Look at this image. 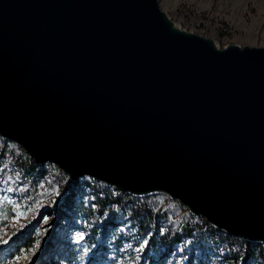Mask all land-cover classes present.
<instances>
[{"label": "water", "instance_id": "95a60500", "mask_svg": "<svg viewBox=\"0 0 264 264\" xmlns=\"http://www.w3.org/2000/svg\"><path fill=\"white\" fill-rule=\"evenodd\" d=\"M0 136L264 245V47L221 48L158 0H0Z\"/></svg>", "mask_w": 264, "mask_h": 264}, {"label": "rangeland", "instance_id": "374dc122", "mask_svg": "<svg viewBox=\"0 0 264 264\" xmlns=\"http://www.w3.org/2000/svg\"><path fill=\"white\" fill-rule=\"evenodd\" d=\"M158 1L160 8L182 29L213 38L221 48L227 44L264 47V0ZM28 159L30 157L20 146L0 136V240L8 241L0 242V264L29 263L48 235L51 245L58 249L62 248L63 244H81L83 250L90 254L95 249L100 253L104 251L101 264H132V256L141 257L142 246L147 237H139L136 234V227L128 219V215L110 204L107 208L111 206V214L103 213L101 216L97 212L93 188L98 186L100 192L102 191L101 195L106 192L116 196L120 194L119 190L88 177L78 179L66 190L68 177L56 165H40L43 173L34 176L29 173L26 165L30 164ZM146 198L133 199H145L150 206L163 208L168 219L161 222L162 230L177 229L183 220L199 221V217L189 215L184 207L168 197L154 195ZM56 201H59L60 205L55 209L53 204ZM133 203L134 200L130 199L126 208L133 207ZM77 204L83 206L81 219H78L80 213ZM6 209H10L8 218L3 217ZM85 212L91 213L92 219L83 215ZM19 213H23V216L17 222ZM110 217L114 223H111L113 226L108 227L106 232L95 227L98 222L93 218L99 219L101 223ZM24 230V239H16ZM81 233L84 238L78 241L77 236ZM196 240H199L195 243L196 246L190 248L191 240L186 239L184 245L188 246L189 251L183 252V244L179 245L177 253H171L166 259L168 264H186L189 255L194 256L195 263L199 260L202 264H233L222 258L233 245L222 235L203 229ZM29 243L32 244L29 247L24 245L19 247L17 252L16 248L12 251L17 244ZM10 252L11 256L5 255ZM4 256L6 258H3ZM17 256L21 257L19 261L16 260ZM235 264H242L241 260ZM246 264L264 262L252 258Z\"/></svg>", "mask_w": 264, "mask_h": 264}, {"label": "trees", "instance_id": "16d2710c", "mask_svg": "<svg viewBox=\"0 0 264 264\" xmlns=\"http://www.w3.org/2000/svg\"><path fill=\"white\" fill-rule=\"evenodd\" d=\"M28 161L30 162V164L26 163V165L29 169L30 174H33L35 176L36 174L43 173V169L40 167V165L36 164L31 158L28 159ZM92 180L98 182L94 179ZM74 184V182L68 179L66 182V190H68L69 187ZM93 192L95 193V203L98 207L97 212L101 216L103 215V213H108V215L112 213L111 206L110 208H107L108 204L115 205V207L120 209L122 213H126L128 215V219H130L132 221V224L136 227V234L138 236L140 235L147 237V241L142 246L141 257L136 258V256H132V264H168L166 259L171 253H177V247L179 245L183 244V252L189 251L187 248L188 246L184 245L186 239L191 240L190 248H194L196 246L195 243L199 241L196 240L197 235L200 234L203 229H207V231L212 234H220L226 240H228L230 244H233L231 250L225 252L224 255H222V258L229 263L235 264L239 260H241L242 264H246L252 258L259 259L260 261L264 262V245L248 243L231 235L218 231L205 223L204 220L200 217L199 221H192L189 219L183 220L181 224H179L177 229L162 230L160 228L162 224L161 222L168 219V215L165 214L163 208H156L147 204L145 200L147 198L135 200L136 198L133 199L134 197L121 192L116 196L108 194L106 192L101 195L102 191L100 192V188L98 186H95L93 188ZM63 198H65V196ZM130 199L134 200L135 205L133 207L126 208V204L129 203ZM53 205H55L56 209L60 205V202L56 201ZM76 206L78 207L80 213L78 219H81V210H83V208L81 207L83 206H80V204H77ZM110 209L111 212H109ZM9 214L10 209H6L3 217L8 218ZM83 215L89 218L91 217L92 219L91 213L85 212V214ZM191 216L189 217H197ZM93 219L98 222L95 227L101 228L102 232H106L108 227L113 226L111 223H114V220H112L111 217L104 219L103 221H101V223L99 219ZM90 231L91 230H89V232ZM92 235L95 236L96 234ZM23 236H25V230L21 231L19 235L16 236V239L22 238ZM24 245L29 247L32 244H17L16 247H13L12 251H14L16 248L17 252L19 247H22ZM87 245L90 246L92 244ZM9 247L11 246L9 245ZM192 252L190 253L191 255ZM103 253L104 251H102V253H100L99 251L97 252V249H95L91 254L89 252H85L81 244H75L73 246L63 244L62 248L58 249L51 245L50 235H48L46 238H44L41 248L36 256H34L32 260L27 264H101V255ZM11 254L12 252L5 255L11 256ZM193 257V255L191 257L189 255V259L186 264H202V262L199 260L195 263ZM3 258H6V256H4Z\"/></svg>", "mask_w": 264, "mask_h": 264}, {"label": "snow or ice", "instance_id": "6c2138e0", "mask_svg": "<svg viewBox=\"0 0 264 264\" xmlns=\"http://www.w3.org/2000/svg\"><path fill=\"white\" fill-rule=\"evenodd\" d=\"M22 216H23V213H19V214L17 215V217H16V221L18 222L19 219H20ZM83 238H84V237H83V234H82V233L79 234V235L77 236V240H78V241H79V240H82ZM0 242L7 243L8 241H7V240H0ZM36 246H37V247L39 246V241H37ZM30 251H31V250H30ZM24 258L26 259L27 257L25 256ZM20 259H21L20 256H17V257H16V260H17V261H19Z\"/></svg>", "mask_w": 264, "mask_h": 264}, {"label": "bare ground", "instance_id": "6f19581e", "mask_svg": "<svg viewBox=\"0 0 264 264\" xmlns=\"http://www.w3.org/2000/svg\"><path fill=\"white\" fill-rule=\"evenodd\" d=\"M29 156V155H28ZM30 157V156H29ZM31 158V157H30ZM32 159V158H31ZM33 160V159H32ZM34 161V160H33ZM35 162V161H34ZM37 164V163H36ZM45 164H47V163H45ZM38 165H40V164H38ZM44 165V164H43ZM99 182V181H98ZM104 184V183H103ZM106 185V184H105ZM113 188H115V189H117L116 187H114V186H112ZM117 190H119V189H117ZM120 191V190H119ZM121 192V191H120ZM121 193H124V192H121ZM126 194V193H125ZM129 196H132V195H130V194H128ZM158 195V194H157ZM150 196H154V195H150ZM150 196H148V197H150ZM133 197V196H132ZM134 198H136V197H134ZM141 198H146V197H141ZM171 200V199H170Z\"/></svg>", "mask_w": 264, "mask_h": 264}]
</instances>
